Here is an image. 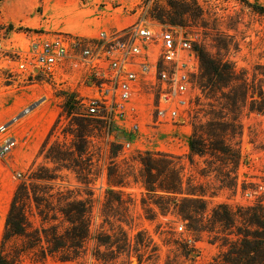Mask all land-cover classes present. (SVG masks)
Instances as JSON below:
<instances>
[{
	"label": "rangeland",
	"instance_id": "374dc122",
	"mask_svg": "<svg viewBox=\"0 0 264 264\" xmlns=\"http://www.w3.org/2000/svg\"><path fill=\"white\" fill-rule=\"evenodd\" d=\"M248 1L264 6V0ZM103 11L130 22L145 19L176 27L193 40L197 50L204 48L214 58L230 63L238 78L209 92L201 70L194 76L196 91L188 124L184 120L177 125H157L147 113L141 128L129 132L118 124L107 125L88 116L80 104L67 107L70 91L62 85L31 86L0 74V147L9 137L17 138L14 149L0 156V246L15 189L32 168L44 165L61 176L53 182L55 189H71L78 197L90 199L92 234H120V226L126 232V250L114 264H168L169 259L177 264H211L227 250V243L238 238L237 227L217 223L213 231L195 232L174 204L166 214L156 205L144 204L147 190L142 184L139 156L150 151L175 158L184 188L177 195L181 199L178 204L197 198L191 202L192 216L208 226L213 209L220 204L237 212L264 202V13L244 0H0V30L6 38L21 29L88 35L100 27L108 28L103 24L96 32L91 29ZM243 81L249 90L247 102L232 108L226 96L237 93ZM217 116L226 123L236 118V128L228 126L223 132L229 152L208 149L191 160L188 137L195 127ZM81 122L88 126L89 137L83 140L76 136ZM127 142L129 147H125ZM80 144L87 148L82 157L75 149ZM52 147L74 152L79 165L68 169L64 167L70 165L68 161L46 158ZM75 170L87 178V187ZM111 171L112 178H123L125 185H115L109 179ZM110 188L121 194L122 203L107 202ZM189 189L196 194H188ZM139 238H144L148 247L140 244ZM94 244L93 239L87 242L81 260L32 262L27 257L24 264H104L92 257Z\"/></svg>",
	"mask_w": 264,
	"mask_h": 264
},
{
	"label": "trees",
	"instance_id": "16d2710c",
	"mask_svg": "<svg viewBox=\"0 0 264 264\" xmlns=\"http://www.w3.org/2000/svg\"><path fill=\"white\" fill-rule=\"evenodd\" d=\"M244 1L258 12L264 13L263 5ZM198 54L203 71V85L209 88V92H214L238 78L230 63L214 58L204 48H199ZM250 93L254 98L253 92ZM248 94L249 90L246 89L243 81L237 93L231 92L226 96L227 105L237 108L247 102ZM65 104L69 108H75L79 101L74 93L69 92ZM252 109L261 111L259 108ZM219 119L220 116H217L206 125L200 124L188 137L191 160L195 155H204L208 149L229 152L223 132L228 126L236 128V118H233V123ZM87 127L81 122L76 134L79 139L89 137ZM48 141L49 139L44 142L43 151ZM75 147L80 157L87 150L85 144ZM76 157L74 152H63L55 147L49 148L46 154V158L56 162L68 161L70 165H64L68 169H74V164L79 165L75 163ZM139 158L143 165L142 184L147 190V198L143 199L144 204L148 202L156 205L162 214L168 213L170 205L174 204V208L178 207V214L188 221L189 229L195 232L205 231L206 228L213 231L212 227L217 223L224 227H237L238 238L227 243V250L211 264H264L263 201L253 206L239 208L237 212L226 204H220L213 209L208 226L203 219L192 216L191 202L196 201L197 198H190L189 204H178L181 199L177 195L183 193L184 188L173 156L147 151L141 153ZM75 171L78 179L87 187V178L81 172ZM113 173L109 172V179L117 186L125 185L123 178H112ZM59 177L61 176L55 170L39 165L32 168L18 184L5 219L0 246V264H24L27 257H30L32 262H44L48 258H56L64 262L81 260L86 254V244L91 239L95 242L92 257L104 264H114L126 250L127 234L121 226V235L117 232L104 231L92 234L90 199L78 197L71 189L65 190L61 187L55 189L53 182ZM106 194L107 202L115 200L122 203L121 194H116L114 189H108ZM188 194L196 193L189 189ZM139 243L148 247L144 238H139ZM102 246L105 250H102ZM168 264H177V262L169 259Z\"/></svg>",
	"mask_w": 264,
	"mask_h": 264
},
{
	"label": "built area",
	"instance_id": "2783aa9c",
	"mask_svg": "<svg viewBox=\"0 0 264 264\" xmlns=\"http://www.w3.org/2000/svg\"><path fill=\"white\" fill-rule=\"evenodd\" d=\"M201 70L198 50L185 32L145 19L88 35L21 29L6 38L0 30L1 75L31 86L62 85L88 116L129 132L141 128L147 113L157 125L188 124L194 76ZM16 143L9 137L0 156Z\"/></svg>",
	"mask_w": 264,
	"mask_h": 264
},
{
	"label": "crops",
	"instance_id": "0c3cea01",
	"mask_svg": "<svg viewBox=\"0 0 264 264\" xmlns=\"http://www.w3.org/2000/svg\"><path fill=\"white\" fill-rule=\"evenodd\" d=\"M105 11L101 12V14L99 15V19L96 20V22L93 24V26H91L92 30L96 32V28L100 27L99 25H106L108 26V29H114V28H120L124 25H126L127 23H129L130 21L126 20V19H122L119 17V15H111L110 13H108L107 15L103 14ZM103 28H107V27H103ZM95 29V30H94ZM102 29L101 27L99 28V30ZM98 32V31H97ZM90 34H94V33H90ZM15 137V136H12Z\"/></svg>",
	"mask_w": 264,
	"mask_h": 264
},
{
	"label": "water",
	"instance_id": "95a60500",
	"mask_svg": "<svg viewBox=\"0 0 264 264\" xmlns=\"http://www.w3.org/2000/svg\"><path fill=\"white\" fill-rule=\"evenodd\" d=\"M37 103L33 104L32 106H30L29 108H27L26 110H24L21 114H24L26 112H28L31 108H33ZM20 114V115H21Z\"/></svg>",
	"mask_w": 264,
	"mask_h": 264
}]
</instances>
